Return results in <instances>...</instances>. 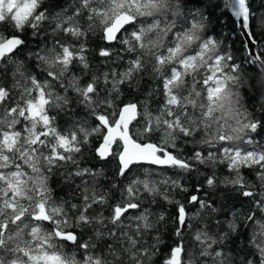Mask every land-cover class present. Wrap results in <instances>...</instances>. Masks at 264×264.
Wrapping results in <instances>:
<instances>
[{
  "label": "snow or ice",
  "instance_id": "snow-or-ice-1",
  "mask_svg": "<svg viewBox=\"0 0 264 264\" xmlns=\"http://www.w3.org/2000/svg\"><path fill=\"white\" fill-rule=\"evenodd\" d=\"M43 2L0 0L4 26L0 28V80L9 68L13 78L10 86L0 83V264H152L161 237H154L151 244L145 237L165 214L155 222L147 208L126 215L142 208V194H163L176 206L173 234L180 240L163 264H264V145L248 147L253 144L251 134L264 129V118L256 119L242 102L236 90L239 81L233 79L242 64L208 34V17L196 7L202 0H72L71 14L69 8L52 12L43 8ZM223 8L244 37L249 55L243 60L253 72L264 71V49L254 50L256 37L264 35V14L256 11L253 0H223ZM97 27L104 42L120 45L133 58L124 70L93 74L83 83L90 67L86 44L62 43L56 37L63 34L80 40ZM25 29L41 40L25 55L36 62L43 79L19 59L20 50L28 47ZM49 34L53 40L43 43ZM99 55L124 60L112 48H101ZM74 63L85 70L82 75L71 72ZM145 70L160 84L142 101L123 102L121 85L131 84ZM161 86L163 103L152 109L150 98ZM251 87L252 95L243 89V97L249 100L264 91L255 79ZM70 92L84 109L83 116L75 114ZM260 108L264 117V106ZM55 110L67 117L65 127L58 125ZM89 117L97 121L94 126ZM94 136L99 140L95 155L105 163L114 161L117 177L127 179L141 169L144 175L128 182L108 217L91 213L94 206H108L109 193L95 188L90 192L88 187L104 172L84 167L81 161ZM188 145L193 147L185 153ZM153 166L181 172H199L198 166H207L209 189L219 184L251 198L255 210L244 217L248 246L235 255L226 250L230 235L239 229L237 208L231 219L214 220L215 229L208 223L197 229L193 239L199 252H190L184 235L191 221L205 209L214 213L220 209L193 194L188 203L199 210L189 213L184 203L171 200L166 191L161 193L160 186L183 192L188 188L171 177L153 180ZM218 166L230 175L218 176ZM245 168L254 172L259 192L242 174ZM56 169H65L64 183L80 190L79 203L54 196L50 181ZM221 225L227 230L220 232ZM89 229L95 239L81 243ZM101 240L110 243L98 251ZM68 242L82 250L79 259L75 252L62 250Z\"/></svg>",
  "mask_w": 264,
  "mask_h": 264
},
{
  "label": "trees",
  "instance_id": "trees-1",
  "mask_svg": "<svg viewBox=\"0 0 264 264\" xmlns=\"http://www.w3.org/2000/svg\"><path fill=\"white\" fill-rule=\"evenodd\" d=\"M256 11L258 13L264 14V0H253ZM72 4V0H44L43 8H47L52 12L61 11L62 9L69 8V14H71L72 9L69 7ZM196 7L202 9L205 15L208 17L207 21V32L209 35L213 36L217 41L221 42V47L227 49V51L232 55L234 60L238 64H242V68L237 71L233 79L239 81L237 86V91L241 93V100L245 103V106L249 108L250 111L254 112L256 119L264 118L261 115V106H264V91H262L258 98H253L251 100L247 97H243V89L247 88L249 95H252V81L255 79L258 85L264 89V72L257 71L253 72V69L249 66L247 60H243L244 57L249 55L248 51H245L244 37L240 33L239 27L233 28V21L230 13L223 8V0H202V3L196 5ZM4 26L0 25V28ZM45 27H48L45 25ZM131 31V29L129 30ZM31 30L25 29L24 36L28 40V47L22 48L19 53V59L25 60L33 72L37 75L39 79L44 78L42 71L37 68L36 62L34 60H28L25 53L28 50H34L37 44L41 43L40 38H32L30 35ZM57 39H60L62 43H72L79 45L84 43L87 46L88 51L85 53L90 65L87 70L88 74L83 76V83H87L90 77L93 74L99 75L104 71H110L116 69L118 72L124 70L127 67V60L133 58L131 54H126L122 52L121 46L118 44H108L101 39V29L97 27L95 31L88 33L85 37L80 40H76L70 35L59 34ZM53 40V37L49 34L43 37V43H48ZM101 48H112L117 54L123 55L124 60L117 61L115 56L111 59L101 57L99 55ZM261 49H264V35L256 37V50L257 53ZM115 61V62H113ZM154 63V61H152ZM84 69L81 66H78L76 63L73 64L71 72L82 75ZM232 76L231 73L228 74ZM0 83H3L5 86H10L13 83V78L11 76V68H9L8 74L3 76V79L0 80ZM160 84L158 80L155 79V76L149 71L145 70L143 72L137 73L132 80L131 84L125 83L121 85V99L123 102H137L142 101L150 92H153L156 89L157 85ZM103 88V85H101ZM57 91L62 93V90L57 88ZM69 96L73 98L72 108L75 109V114L77 116L84 115V109L77 106L76 98L73 93H69ZM163 103L162 95V86L159 90L155 91L153 96L150 98V107L152 109L157 108L160 104ZM255 105V107H253ZM57 114V123L63 128L66 126L67 117L64 113L55 110ZM97 123L94 119L89 117V124L94 126ZM251 138L253 144L249 145V148L259 147L264 145V129H257V133H252ZM199 139V137H198ZM99 140L97 137L92 138L91 145L85 149L83 152L81 161L82 166L91 167L93 170L102 169L104 172L103 176L97 177L94 183L88 185L89 191L95 188L101 192L109 193L108 206H94L92 210L93 215L102 212L105 217L110 216L112 211V206L122 200L121 193L123 189L127 186L128 182L131 179L144 178L143 170L135 171L133 174H130L127 179L117 177L115 174L116 164L114 161L108 163L102 162L95 155V148L98 146ZM192 145H188L183 148L185 153H188L192 149ZM206 147V146H201ZM212 150V149H210ZM145 167H148L147 165ZM199 172H181L178 169H161L153 166L152 171L154 175L152 176L153 180H162L165 177H171L173 179H179L181 184L188 188L187 192L180 190L172 189L168 186H160L161 193L165 191L169 195L171 200H178L186 205V210L189 213H195L199 210L198 205L189 204L188 199L191 195L197 194L201 197L207 198L213 202L214 207L220 209V212L214 213L211 209H205L202 211V215L196 217L191 221V228L185 231L184 241L187 244L190 252H199V245L194 241L193 235L195 231L203 226L204 223H208L211 228L215 229L214 220L217 219H231L230 213L236 211L239 208V215L236 217V222L239 224V229L236 234L230 235V238L227 242L226 250L231 251L234 255L237 253V250L244 249L248 246V236L249 228H245L244 217L248 215L251 211L255 210V205L250 202L251 198H242L237 192L231 187H224L222 185H217L214 189H209L205 183V177L211 174V170L207 166H198ZM65 169H56L55 174L52 176L50 181V186L54 190V196L58 199L63 200H73V202L79 203L80 190L75 188V185L65 184L63 181V172ZM217 175L221 178L224 175H230L226 168L223 166H218L215 169ZM242 174L245 176L246 180L252 184L257 192H259L260 184L256 180L254 172L249 169H242ZM85 179H90L86 177ZM77 184L80 183L79 180L76 181ZM112 184H116L117 187L113 189ZM197 186L200 187V191L197 192ZM205 194L207 196L205 197ZM75 198V199H73ZM142 199L144 204L139 210H129L126 215H138L140 211H143L144 208H147L153 215L151 219L155 222L159 214L164 213L165 219L160 221L156 225L151 233L147 234L145 239L148 244L154 243V237L160 236L161 243L159 245V254L153 258L152 264H163V260L166 255L170 252L171 248L175 246V243L180 240V237L175 236V224L173 223L176 206L175 204L169 203L163 198V194H158L155 197H152L147 194H142ZM153 199L155 202L153 203ZM242 205V206H241ZM256 215L259 217L261 213L256 210ZM129 223V221H125ZM51 227V225H46ZM226 225H221L219 228L220 232L226 231ZM90 237L94 238L93 230H85L81 243L88 240ZM110 241L101 240L98 242V251L100 248L105 247ZM62 250L65 252H75L77 259L83 255L82 250L76 249L71 242L64 244ZM240 256H243V252L239 253Z\"/></svg>",
  "mask_w": 264,
  "mask_h": 264
},
{
  "label": "water",
  "instance_id": "water-1",
  "mask_svg": "<svg viewBox=\"0 0 264 264\" xmlns=\"http://www.w3.org/2000/svg\"><path fill=\"white\" fill-rule=\"evenodd\" d=\"M254 50L257 52V50H256V43H255V45H254ZM249 53V52H248ZM264 72V71H263Z\"/></svg>",
  "mask_w": 264,
  "mask_h": 264
}]
</instances>
